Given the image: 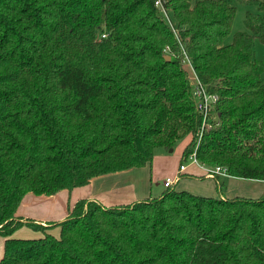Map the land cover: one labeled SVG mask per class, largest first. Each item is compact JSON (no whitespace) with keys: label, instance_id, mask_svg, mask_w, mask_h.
<instances>
[{"label":"trees","instance_id":"1","mask_svg":"<svg viewBox=\"0 0 264 264\" xmlns=\"http://www.w3.org/2000/svg\"><path fill=\"white\" fill-rule=\"evenodd\" d=\"M250 2L245 30L224 43L233 0H168L176 34L154 0H0V264H264V193L169 186L127 204L81 198L57 222L16 216L28 193L150 164L183 138L178 167L194 151L205 167L264 181V63L252 41L264 42V0ZM185 56L218 95L199 142ZM22 226L43 235L12 237Z\"/></svg>","mask_w":264,"mask_h":264},{"label":"crops","instance_id":"2","mask_svg":"<svg viewBox=\"0 0 264 264\" xmlns=\"http://www.w3.org/2000/svg\"><path fill=\"white\" fill-rule=\"evenodd\" d=\"M187 161L189 162L186 164L183 163L185 165L183 169H179V167L176 168L175 165H173L169 167L166 172L163 167H160L163 165H157L155 162L156 165L154 169L152 168V164H146L140 167L108 173L92 178L89 183L84 186L75 187L71 190L64 189L50 196L27 194L19 205L16 216L22 217L23 219H32L41 224L56 222V220L60 221L67 215L68 205H72L78 199L86 198L95 200L103 206L127 204L160 195L166 188L164 186V181L166 179L174 181L171 187L178 184L180 189H186L187 191L199 192L198 190H205L203 192L211 194L214 188L220 189L218 192H221L220 194H222V197L238 195L236 192H240L241 185L246 182L257 183L258 187H261L260 190H263L262 193H264V181L244 179L229 175L224 176L221 174L210 177L205 173V166L191 162L190 159ZM175 173L176 176H174ZM165 174L167 176H164ZM169 174H172L174 178L170 177ZM180 174H190V176L180 178ZM199 175H203L204 179L201 180L195 177ZM162 176H164L165 179L161 182ZM210 179L214 182L210 183ZM176 180L178 183H175ZM194 181L198 182L196 183ZM220 182L223 183V187ZM153 183L155 185L154 187L152 186ZM159 186L162 188L160 189ZM192 188H197L198 190L196 189L197 191H194ZM70 200L72 201L70 202ZM24 227L26 226H22L18 229ZM57 228L56 230L59 231V228ZM52 230L53 229L49 231L52 232ZM3 240L4 238L0 236V258L2 255Z\"/></svg>","mask_w":264,"mask_h":264},{"label":"rangeland","instance_id":"3","mask_svg":"<svg viewBox=\"0 0 264 264\" xmlns=\"http://www.w3.org/2000/svg\"><path fill=\"white\" fill-rule=\"evenodd\" d=\"M234 5L236 6V13H235V17L233 20V24L231 27V31L229 32V34L226 36V38L224 39V43H230L233 39V36L235 34V32L237 31H241V30H245V26H244V17H245V13L247 11H251V12H256L257 11V6L255 3H251L250 0H233ZM253 41V56L254 58L261 60L264 63V42H261L257 37H254L252 39ZM183 67V65H182ZM186 76L188 74L187 70H185V68L183 67ZM188 78V76H187ZM261 78L264 81V69L261 73ZM187 140V138H183L181 140H179L173 148H171V150L169 149H164L162 147L156 148L155 152H154V156L153 159L151 160L152 164V168H155V162L157 163V165H163L160 167H163L166 172L167 169L173 165H175V167L177 168L179 163H180V156L182 153V148L185 144V141ZM189 161H185L184 163H188ZM149 164V165H150ZM164 176H167L166 174ZM164 176L161 177V182L165 179ZM170 177L176 176V173L174 174V176H172V174H169ZM188 175H180V178L184 177L186 178ZM201 180L204 178H200ZM178 180V179H177ZM176 180L175 183H178ZM174 182V181H173ZM194 182H198V181H194ZM210 183L214 182L213 180L210 179L209 181ZM246 184V185H245ZM250 184V185H247ZM173 185V184H172ZM153 187L155 186L154 183L152 185ZM175 190H186V189H180L179 185L176 184L175 186ZM189 187V186H188ZM192 187V186H191ZM159 188L161 189L162 187L159 186ZM261 188V187H260ZM258 187L257 183H243L240 187V192H236L239 196H244V197H251V198H256L258 196H260V193L262 194L263 190ZM194 189V191H197V188H192ZM197 189V190H196ZM187 191V190H186ZM199 192H193V191H189L193 194L196 195H204V196H218V189L214 188L213 189V193L211 192V194H207L203 191L205 190H198ZM31 194V193H28ZM72 200H70L71 202ZM58 220H56L57 222ZM57 227H53L52 229V233L54 235H58V231L56 230ZM58 229V228H57ZM16 231V232H15ZM12 234L13 237H19V238H33V237H40L43 234L41 232H37L32 230L29 227H24L18 230H15Z\"/></svg>","mask_w":264,"mask_h":264},{"label":"built area","instance_id":"4","mask_svg":"<svg viewBox=\"0 0 264 264\" xmlns=\"http://www.w3.org/2000/svg\"><path fill=\"white\" fill-rule=\"evenodd\" d=\"M167 1L168 0H154V4L157 7L159 13L162 15L164 21L168 24V26L176 34L177 26L171 16V12L169 8H167L166 6ZM164 53L169 54L168 46L164 48ZM183 67L188 72L187 76H188V80L192 88V94L195 99L196 108L202 115V123L196 134L197 142H199L204 128L209 124L210 109L217 102L218 95L209 93L206 90L205 85L201 83L200 80L195 75L193 68L186 56H185V60L183 61ZM189 159L191 160V162L198 163L195 159L194 151L189 155ZM184 167L185 165L181 164L179 169H183ZM205 170H206V175L210 177H214L216 174H221L224 176L227 175L226 168L223 166L206 167ZM172 184H173V180L166 179L164 181L165 187H169Z\"/></svg>","mask_w":264,"mask_h":264},{"label":"water","instance_id":"5","mask_svg":"<svg viewBox=\"0 0 264 264\" xmlns=\"http://www.w3.org/2000/svg\"><path fill=\"white\" fill-rule=\"evenodd\" d=\"M163 58H164L165 60H167V61H169V60L171 59V57H170L169 54H164V55H163ZM169 150H171V148H170Z\"/></svg>","mask_w":264,"mask_h":264}]
</instances>
